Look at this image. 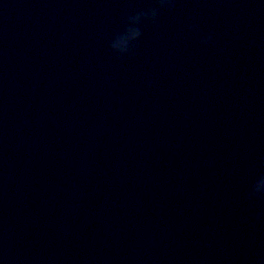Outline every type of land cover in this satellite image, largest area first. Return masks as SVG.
<instances>
[{
    "label": "water",
    "instance_id": "obj_1",
    "mask_svg": "<svg viewBox=\"0 0 264 264\" xmlns=\"http://www.w3.org/2000/svg\"><path fill=\"white\" fill-rule=\"evenodd\" d=\"M158 3L0 0L3 264H264V2L171 0L113 53Z\"/></svg>",
    "mask_w": 264,
    "mask_h": 264
},
{
    "label": "clouds",
    "instance_id": "obj_2",
    "mask_svg": "<svg viewBox=\"0 0 264 264\" xmlns=\"http://www.w3.org/2000/svg\"><path fill=\"white\" fill-rule=\"evenodd\" d=\"M261 2H264V0H261ZM163 7H171V0H159L156 8H149L128 15L123 30L110 41V50L118 56L127 55L132 50L135 42L141 37V24L154 22L158 15V9ZM190 30L193 29L190 28ZM210 39L211 36H204L200 41L201 46L207 45ZM251 192L257 194L264 192V172L255 177ZM0 264H3V262L0 261Z\"/></svg>",
    "mask_w": 264,
    "mask_h": 264
}]
</instances>
